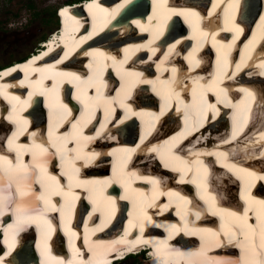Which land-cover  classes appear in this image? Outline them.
Instances as JSON below:
<instances>
[{"label":"bare ground","instance_id":"6f19581e","mask_svg":"<svg viewBox=\"0 0 264 264\" xmlns=\"http://www.w3.org/2000/svg\"><path fill=\"white\" fill-rule=\"evenodd\" d=\"M131 1L121 0L117 6H123L122 8H124V5L129 4ZM144 1L140 0L133 7H140ZM178 1L189 3V5H197L203 2L205 4L206 2V0ZM236 1L244 2V0H217L210 13L215 10L214 19L216 20L219 15L218 11L224 5H230ZM150 2L152 8L148 11L147 16L149 19L156 16L157 20L154 24L158 26V32L161 29L163 32L166 27L165 21H170L171 13L167 12L164 18L161 19L156 14V12L161 10L158 0H150ZM250 2V5L246 9L247 13L252 12L255 7L258 8L256 6L258 0H250ZM106 3L116 5L115 0L89 1L81 8L82 12L74 16L73 12L69 9L73 10L74 5L70 2H65V5L69 4L70 7L66 8L67 13H65L66 9L60 11L64 23V33H61L60 36L56 35L53 39L43 40L45 43H43L44 47L42 50L38 52L33 51L28 56L20 59V61H15L2 67V69H5L2 75L17 69V72L20 73L19 76H21V70H19L21 68L29 76L33 70L39 69V63H35L36 60L42 57L44 59L57 46H61L64 50L67 47L69 48L66 52L64 51L59 60L67 58L73 52V49H78L79 51L74 56V63H80L83 55L86 57L87 53L91 54V52L97 51L93 54L90 64H87L88 73L91 76L96 74V76L98 75L101 78L106 76L109 78L103 70L110 66L118 69V74L121 77L130 76L128 72L132 75L141 73L144 71V64L141 61L142 57L144 58L145 56L146 50L148 57H152L153 61H155V71L158 73L155 77H151V73L150 75L146 73L142 76L136 75L137 77L134 80L142 79L138 85L135 84L138 87L122 81V88L128 91L126 95H124L125 92H122L123 97L126 99L125 104H123L124 101L118 102V100H114L116 96L112 91L117 87L115 82L105 92L103 89H97V97L105 95L101 99V105L98 103L101 106V115L103 116L100 118L95 115V123L91 126H86L92 117L88 115L87 105L89 107L93 106L94 101H90L91 91L90 93H86L90 87H84L85 83L80 85L82 81L85 80L87 83L89 81L88 78H91L83 70V63L73 70L68 66L66 71L69 72L61 70V66H56L55 63L42 67L41 70L45 68L47 71L43 72L42 75L38 74L37 78L35 77L36 75H32L29 81L24 84L33 85L35 82H38L43 85L44 79L52 72H59L61 79L55 76L52 84L48 82L44 90L45 94L50 96L51 87L55 85L53 89H56L57 86H60L63 98L61 94L60 96L54 95V97L46 99L45 102H50L51 104L49 112H53L58 116L64 117L67 112H72V118H69L67 122L73 124L69 125L62 118V124L58 129L56 128L57 120L51 124L53 127L50 125H40L42 118L40 117L41 111L38 109V105L40 104L38 99L30 103L29 97L19 98L20 91L16 93V88H3L4 80L0 79L1 95L3 97L9 95L8 97L10 98H12L11 94L16 95L10 102L11 107L9 110L6 107H2L0 103V109H2L0 110V117L17 123L14 117L11 116L18 114L19 111L17 110L22 112L27 106L29 109L28 115L33 113L35 117L33 119L34 122L32 121L31 123L28 117L23 114L19 115L17 120L21 121V123L19 128L12 132L10 139L7 141L9 149L6 152H0V217L5 213L12 215L11 222L8 220L9 216L4 219L3 223L0 222V228L4 232L2 237L3 244L2 246L0 244V264H65L66 258L61 255L64 250H60L59 245H56L60 244L61 240L55 239L49 242L50 233L55 229L54 225L57 227V224L52 222V220L54 221L57 216L59 219L62 218V230L66 235L65 238L67 240L70 239L72 243V246L68 244L72 250L70 253V257H72L68 260L71 264H107L109 263L108 260H111V257L116 252L123 255L126 251L137 249L140 245L147 242L153 247H157L156 252L164 253L166 249L169 252L171 251L168 257H165L166 260L162 262V259H159L160 264H176V261L177 264H187L194 261L201 264H264V172L257 170L258 168L264 169V131H262L264 129V96L261 95V92L263 93L264 90L262 89L260 92L261 88L253 82L254 79L260 82L262 81L260 78L264 77V41L255 45L263 34L264 14L262 15L260 12L252 25L237 24L233 26L232 29L234 31H238L239 29L241 41L237 39L235 33H232L231 38L222 37L220 45L201 41L198 46L191 50L194 51L192 59L199 57L202 62H206L212 52H225L226 46H229L227 50L241 47L242 54H244L240 62L235 65H233L232 59L227 61L219 59L214 64H211L210 66H213L210 70L211 78L206 79L205 82H201L199 79L201 75H196L195 70L187 71V69L193 68H185L186 65L183 64L180 58H177L179 54L183 53L185 38L189 37L187 32L176 37H168L167 40L162 41L166 45V48H162V45H158V43L152 44L154 40L145 44L143 31L149 30L145 25L140 24V17L134 16L131 18L127 14L128 17L117 19L110 24L113 14L98 10V8H103ZM173 3L171 1V4ZM75 4L77 5V3ZM202 5L200 4V6ZM182 12L184 15H187L186 11ZM116 13L118 12L116 11ZM121 15L122 12L119 16ZM201 17L206 19L203 15ZM240 19L235 18L237 23H240L243 19L249 21L244 14ZM176 22L190 25L184 17H177ZM85 25L90 26L89 30L84 29ZM192 27L193 24L188 28V31L191 33V36H194L195 32H192ZM102 28H104V34L109 32V37H103L99 34ZM247 29H250L249 34L251 33V38L244 43L242 39H244ZM226 33L222 31L220 34L224 35ZM95 34H99L100 39H91L93 36H96ZM155 34L158 37L156 31ZM85 38L91 39V42L84 44L83 40ZM123 38L126 40L125 43H115V46L107 45L112 40L114 42ZM68 39L74 42V46L70 45L69 47L67 45ZM197 40L203 39L199 38ZM175 42H178V45ZM78 44L80 45L78 46ZM118 45L123 46L122 49L126 51V55L124 53L120 54L117 48ZM150 47L151 50L149 49ZM84 50L86 51L85 54L80 52ZM72 59V56H69L64 61L65 63H69ZM192 59L190 58L191 61ZM167 61L170 64L166 63ZM190 66L193 67L192 64ZM148 70L151 69L147 68L146 71ZM240 72H242L241 74H247L248 77L251 76L247 80V82L252 83L250 86L240 83L242 79H239L237 76ZM146 83L150 84V88L147 90L157 94L156 99L160 100V106H154V103H152V106L141 104L143 103L142 99L149 97L148 94H144L137 104L139 100H137L138 97H135L134 94L142 91L145 93L146 87L144 85ZM70 84L82 87V90H78V92L83 91L82 95L84 97L82 99L77 98V96L75 99L73 98L74 101L79 102L78 105L73 101L64 99L66 95L70 99V92L68 91ZM19 85L22 84L16 86L18 87ZM184 85H187L188 89ZM224 85H228L233 90L235 89L239 95H242L241 99L234 98L232 101L223 100L225 94L232 95L228 93L230 88L224 87ZM198 91L200 93L199 99L196 96L198 95ZM29 94L30 91L26 96ZM259 96L261 98H258ZM192 97L194 99L190 104L189 99ZM218 100L225 103V106L219 103ZM200 101L203 102L201 103ZM124 107L130 108L129 114L118 116L116 109L125 110ZM229 107L230 109H228ZM227 109L228 112L225 111ZM201 111L205 112L203 113L206 115L205 118L192 115L198 114ZM157 114L164 121L162 125H156V128L159 129L158 132H161L160 138L166 137L165 142H159L164 144V147L160 145L163 147L162 151H165L164 153L169 151L168 156H164L165 159L163 160L165 162L162 164L158 161L161 156L159 152H152L151 154L148 152L153 150L135 152L136 155L142 156V165L144 168H149L151 178L155 172H158L160 174L158 177L162 179V181H159L161 187L158 188V191L157 189L154 190L151 202L154 203L160 199L161 202H165L168 197L166 205L154 203L158 212H151L149 214V211H146L149 208L148 202L144 203L141 199L143 195L141 197L139 195L140 190L144 192L143 189L145 188L136 184V182L143 181V179H138V177L134 176L139 171H137L134 164L127 165L129 168L128 173L124 171L123 166L126 165L124 151L120 153L117 165L112 167L114 169L113 173L108 172L104 178L92 179L89 176V171H85L87 175L79 174L83 171H78V169L81 165V160L86 164L87 159L91 155L93 157L101 156L102 159L98 164L108 163L109 156H114V153H118L122 149L121 143L131 142L130 136L124 139L126 134L131 135L133 128L141 121L149 129L151 123H154ZM183 115L187 116L184 117L185 119H191L195 116L202 120L195 122L192 119L189 121L188 127L182 123L183 126L177 128L180 125L179 118ZM236 116L237 118L239 116L240 119L250 118V116L254 118L252 123L250 121L247 123V126L242 127L240 123L236 122ZM134 117L137 121L134 120ZM191 124H194L197 129L195 135L190 133ZM4 125V122L0 123V131H2L1 129ZM73 126L78 127L73 128ZM91 127L92 129L89 131ZM96 127L99 129L96 133L98 134L100 131L99 137L101 140L108 139V144L91 146L84 151V154L77 153V151V155L72 158V155H69L71 147L68 146L65 149V146L70 140L76 141L79 136L74 134L73 131L80 128L84 129L85 137L81 138V141H84L92 136L91 133ZM72 129L73 131H71ZM3 130L5 131V128ZM171 130H175L174 133L171 134ZM121 131L123 133L119 138L120 135L118 136V133ZM124 131L126 132L125 134ZM25 135L30 136L29 143L31 145H27ZM144 135L146 136V134ZM44 139H46L48 144ZM125 145L130 147L129 144ZM50 146H54L56 154L61 155V150L64 152V157L60 158L58 165L54 166L55 156L54 153L48 151ZM83 146L86 147L85 142H83ZM25 148L28 153H31L32 157L30 159H27ZM39 148H44V150L42 151ZM256 148L257 152L253 153ZM98 149L100 150L97 151ZM131 149L132 147L130 148L129 155H132ZM160 149L155 144L154 150L159 151ZM19 154L20 156H18ZM83 157H87V159L84 160ZM234 157L236 159L242 158L240 163L250 166L251 171L248 172V167L245 165L241 166L239 162L232 161ZM70 159H72V163L68 166L66 163ZM214 161L215 163L225 162H223L224 165L215 168L213 166ZM103 169L93 172L105 175L106 171ZM190 170H192V173ZM226 170H229L232 174ZM134 171L135 174L132 175L131 173ZM248 173H250V176H248ZM77 174L78 179H75V175ZM256 177L258 183L254 185ZM237 178L242 180V182H246L245 188L241 189L239 193L240 198H242L241 204L244 206L243 210H241L242 205L239 204L240 201L234 197V192L236 191V183L234 181H237ZM248 178H252L253 182H250ZM146 182L150 183V179ZM118 185L120 186V195L115 193L112 197L119 196L121 200L125 197L132 203L137 202L132 207L124 226V220L121 218L124 213L125 203L119 204V202H116L114 204L110 202L109 196H106L105 206L100 204L94 210L88 208L89 221L84 222L83 225L79 223L80 218L77 219L75 226H72L68 220H65L64 217L68 215V210L70 209L66 206V202L70 198H74L73 200H75L78 196H82L87 197L88 201H91V198L97 197L96 195L91 197V195L96 193L95 187L106 191L111 186L119 189ZM8 186L12 190H9ZM125 187L128 192H126ZM166 189L167 191H165ZM13 191H17L15 193H18V196L14 201H10L9 198L11 195L13 196ZM88 191L90 196L87 194ZM114 192L111 190L108 194L111 195ZM61 196L64 197L62 202L61 199L59 200ZM41 198L42 201L39 202ZM96 199L98 201V197ZM80 201H82V198ZM59 204L62 205L61 213L59 211L56 212ZM88 204L90 205L89 202ZM116 206L119 209L118 212H120L119 216H115L117 212ZM73 209L71 208V210ZM78 209L76 208V210ZM255 209L257 211H252L254 213L250 211ZM102 212L103 215H99ZM206 214L207 216L208 214L216 216L217 219L212 216L216 220L215 223L205 224V222H195L196 219L201 220V218H204ZM142 215L151 217V221L145 222L141 218ZM251 216H255L260 221L255 222L251 220ZM153 221L159 223L160 226L168 231L166 236L162 238L164 240L163 245H161L162 239L155 240L153 237L155 231L158 233L160 231L149 229V225ZM27 222L28 224H33L37 229L33 235L32 230L26 229L27 226L25 225H28L26 224ZM166 225L170 228L173 227L171 231L166 228ZM185 228L187 229L186 234H194L200 239L201 243L198 250L203 254L211 253L212 259H202V256H197L196 248L198 246L191 248L194 240L188 237L190 235L182 236V234H178L179 231ZM134 230L136 231L134 232ZM121 231L122 234L118 235ZM31 235L32 241H30ZM62 238L65 242V238ZM233 247H236L240 251L238 256L234 255L236 250ZM114 251L116 252L114 253ZM256 254H260V256L256 257ZM66 257H69V254ZM104 257L108 260L104 261V263H99L98 261ZM149 261L151 264H158L156 258L154 260L149 259Z\"/></svg>","mask_w":264,"mask_h":264},{"label":"rangeland","instance_id":"374dc122","mask_svg":"<svg viewBox=\"0 0 264 264\" xmlns=\"http://www.w3.org/2000/svg\"><path fill=\"white\" fill-rule=\"evenodd\" d=\"M65 2L67 1L0 0V66L20 61L32 53L38 47L41 37H48L52 32L55 21L52 11ZM4 128L5 125L0 131V138L5 133ZM116 264L145 262L139 256H134Z\"/></svg>","mask_w":264,"mask_h":264},{"label":"trees","instance_id":"16d2710c","mask_svg":"<svg viewBox=\"0 0 264 264\" xmlns=\"http://www.w3.org/2000/svg\"><path fill=\"white\" fill-rule=\"evenodd\" d=\"M63 1H65V0H63ZM68 3L70 2V3H73V2H79V1H81V0H66ZM52 15H53V17L55 18V21H54V27H53V29L52 30H54V29H56V27L58 26V18H57V15H56V8L52 11ZM46 37H47V35H44V36H42L41 37V40H44V39H46ZM1 67V66H0ZM2 69V68H1ZM141 259H143L140 255H138ZM130 257H134V256H130ZM130 257H128V258H130ZM127 258V259H128ZM126 260V259H125ZM125 260H122V261H120V262H123V261H125ZM120 262H118V263H120Z\"/></svg>","mask_w":264,"mask_h":264},{"label":"water","instance_id":"95a60500","mask_svg":"<svg viewBox=\"0 0 264 264\" xmlns=\"http://www.w3.org/2000/svg\"><path fill=\"white\" fill-rule=\"evenodd\" d=\"M140 0H136L135 2L137 3V2H139ZM247 4H250V2H248ZM33 257H34V254H33Z\"/></svg>","mask_w":264,"mask_h":264}]
</instances>
